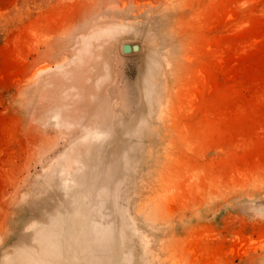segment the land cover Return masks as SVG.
<instances>
[{
    "label": "rangeland",
    "instance_id": "1",
    "mask_svg": "<svg viewBox=\"0 0 264 264\" xmlns=\"http://www.w3.org/2000/svg\"><path fill=\"white\" fill-rule=\"evenodd\" d=\"M0 264H264V0H0Z\"/></svg>",
    "mask_w": 264,
    "mask_h": 264
},
{
    "label": "water",
    "instance_id": "2",
    "mask_svg": "<svg viewBox=\"0 0 264 264\" xmlns=\"http://www.w3.org/2000/svg\"><path fill=\"white\" fill-rule=\"evenodd\" d=\"M140 49V46L138 44L130 45V44H124L122 47L123 53L130 54L131 52H138Z\"/></svg>",
    "mask_w": 264,
    "mask_h": 264
},
{
    "label": "bare ground",
    "instance_id": "3",
    "mask_svg": "<svg viewBox=\"0 0 264 264\" xmlns=\"http://www.w3.org/2000/svg\"><path fill=\"white\" fill-rule=\"evenodd\" d=\"M126 43H127V42H126ZM126 43H125V44H126ZM130 45H132V44H130ZM133 45H135V44H133ZM133 45H132V46H133ZM122 47H123V45H122ZM141 50H142V49H141ZM122 51H123V50H122ZM138 52H141L140 49H139ZM134 53H135V52H131V53H130V56H131L132 54H134ZM126 55H127V54H126Z\"/></svg>",
    "mask_w": 264,
    "mask_h": 264
}]
</instances>
